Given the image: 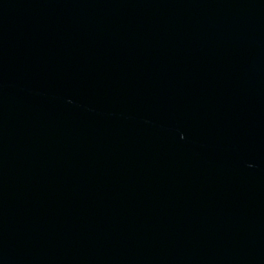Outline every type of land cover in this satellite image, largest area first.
<instances>
[{
    "label": "water",
    "instance_id": "water-1",
    "mask_svg": "<svg viewBox=\"0 0 264 264\" xmlns=\"http://www.w3.org/2000/svg\"><path fill=\"white\" fill-rule=\"evenodd\" d=\"M0 264H264V0H0Z\"/></svg>",
    "mask_w": 264,
    "mask_h": 264
}]
</instances>
